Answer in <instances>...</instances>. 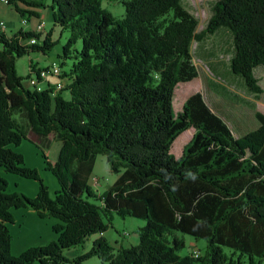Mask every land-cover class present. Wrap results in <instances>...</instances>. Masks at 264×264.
Instances as JSON below:
<instances>
[{
    "label": "trees",
    "instance_id": "16d2710c",
    "mask_svg": "<svg viewBox=\"0 0 264 264\" xmlns=\"http://www.w3.org/2000/svg\"><path fill=\"white\" fill-rule=\"evenodd\" d=\"M7 1L28 21L46 7L45 0ZM182 1L118 0L125 14L117 18L104 0H51L54 25L70 33L60 57L71 66H59L49 80L40 73L50 66L30 61L22 76L16 63L34 52L47 55L56 43L53 28L0 31V167L39 183L28 197L9 193L0 175V264L82 263L92 256L103 264H264V113L255 110L257 127L237 137L201 91L173 111L177 86L199 75L194 42L221 28L232 36L231 72L255 96L264 92L255 75L264 67V0H217L199 33ZM191 128L193 137L175 157L173 142ZM23 140L37 146L56 177L53 198L38 169L26 167L13 148ZM56 140L61 148L53 160L48 150ZM98 155L117 175L102 193L89 183ZM14 208L58 219L57 238L12 255ZM115 215L145 222L136 244L116 249L103 236ZM179 233L205 240V253L180 254ZM94 234L100 237L88 252L66 257Z\"/></svg>",
    "mask_w": 264,
    "mask_h": 264
},
{
    "label": "rangeland",
    "instance_id": "374dc122",
    "mask_svg": "<svg viewBox=\"0 0 264 264\" xmlns=\"http://www.w3.org/2000/svg\"><path fill=\"white\" fill-rule=\"evenodd\" d=\"M217 0H183L182 3L189 11L193 13L198 20L197 32H201L208 24L209 18L213 13V4ZM46 7L42 8V16L44 21V32H49L55 27L52 16V9L49 6L51 0H45ZM104 6L108 7L117 18L125 14V8L118 2V0H104ZM23 16L14 8L13 5L4 3L0 0V22L4 21L6 24L5 31L9 35H13L20 29H26L28 26L22 22ZM36 19L31 18L34 22ZM30 21V23H31ZM29 22V21H28ZM231 32L228 29L221 28L214 35L205 37L202 41H195L192 47L194 57V65L199 71L198 77L192 81L180 83L174 95L173 111L175 115L182 110V106L187 97L195 92L201 91L205 100L210 102V93L215 92V85L224 87L229 94H237L234 103L238 106L235 110L236 114L243 117L242 114L249 112L251 117H254V110L264 113V92L258 97L250 92L244 86L240 77L231 72L230 63L234 54V45L232 41ZM68 30H61L60 26L53 29L52 39L56 41L52 50L44 55L41 52H34L30 56L20 57L17 60L16 66L18 74L27 76L30 67V61L37 62L41 67L51 66L55 62L56 66H61L63 70H70L71 59H62L60 54L63 53V46L67 43L69 38ZM41 38L39 42H42ZM74 48L80 49L81 42L77 43ZM63 62V64H62ZM255 75L259 80L260 86L264 89V67L259 66L255 70ZM65 96L70 97L69 91H65ZM215 96V95H213ZM216 97H220L217 95ZM231 104V100L229 99ZM251 105V106H250ZM247 111V112H246ZM245 112V113H244ZM189 131L187 135L175 144L172 145V153L175 157L179 158L185 145L190 141L195 133V129L191 128L183 132L181 135ZM251 132V131H250ZM180 135V136H181ZM182 140V141H181ZM17 152L21 153L24 157V164L29 168H36L40 172L44 183L49 187V195L54 197V193L59 189V184L56 177L50 170L45 169V160L42 157L36 145L29 141H22L17 147H13ZM61 142L53 141L51 148L48 150V155L53 160L57 159ZM0 175L8 181V192H22L28 197H34L39 192V183L34 179H26L17 174H11L0 167ZM117 180V175L111 171L109 163L105 155H98L94 170L89 179V183L93 189L99 193L107 190ZM14 215V222L8 224L9 230L12 235V252L14 256H18L31 247H38L48 244L57 238V234L53 231V226L59 223L55 218H41L37 215L36 211L31 208H14L12 209ZM145 225L142 219L134 217H121L115 215L112 219L107 230L103 236L106 240L118 248L120 245L129 247L134 245L139 240L138 227ZM100 237V234L92 235L85 243L84 246H75L65 251V255L69 259H73L78 255L85 254L91 249L94 239ZM179 237L184 239L185 246L182 248L180 254L193 253L199 250L202 254L206 250V241L196 239L185 233H179ZM229 252L228 248H225ZM69 264H103L102 261L96 256H92L82 263H69Z\"/></svg>",
    "mask_w": 264,
    "mask_h": 264
},
{
    "label": "crops",
    "instance_id": "0c3cea01",
    "mask_svg": "<svg viewBox=\"0 0 264 264\" xmlns=\"http://www.w3.org/2000/svg\"><path fill=\"white\" fill-rule=\"evenodd\" d=\"M52 9V8H51ZM40 12V17H33L36 20L32 22L29 20L28 24H26L28 27L26 28L27 30L35 31L36 27L40 23V21H43V16H42V8L38 9ZM31 21V23H30ZM57 25H55L56 27ZM54 27V28H55ZM53 28V29H54ZM42 33L45 34L44 29L41 31ZM45 35H42V37ZM215 92L212 94L210 93V106L211 109L220 115L221 118H223L225 121L228 122L229 126L232 128L234 131V134L239 137L243 136L245 133L252 131L257 127V120L254 117H251L249 112L242 114L243 117H240L239 115L236 114L235 110H240L238 109V106L235 105L234 100L237 97V94H229V92L224 88L219 85H215ZM215 95V96H213ZM219 95L220 97H216ZM229 99L231 100V104L229 103ZM251 106V105H250ZM256 110V108H255ZM254 110V111H255ZM99 193V192H98Z\"/></svg>",
    "mask_w": 264,
    "mask_h": 264
},
{
    "label": "built area",
    "instance_id": "2783aa9c",
    "mask_svg": "<svg viewBox=\"0 0 264 264\" xmlns=\"http://www.w3.org/2000/svg\"><path fill=\"white\" fill-rule=\"evenodd\" d=\"M2 2H4V3H7L8 4V1L7 0H1ZM22 22L24 23V24H28V20H27V18H23V20H22ZM5 27H6V24H5V22L4 21H1L0 22V31H2V30H5ZM45 28V26H44V22H42V20L40 21V23L38 24V26L36 27V29H35V32H41V31H43V29ZM31 43H34V42H36V38H33L31 41H30ZM60 73V67L59 66H56L55 65V62L54 63H52L51 64V66H50V70H43L41 73H40V75H41V78L42 79H44V80H49V79H51V78H56L57 77V75ZM29 82H30V84L31 85H39V87H38V89H40L41 90V88L43 87L41 84H40V82H39V80L38 79H36V77H32L30 80H29ZM57 89H60V88H62V83H60V82H58V84H57ZM199 250H195L193 253H194V255H195V253L196 252H198Z\"/></svg>",
    "mask_w": 264,
    "mask_h": 264
},
{
    "label": "bare ground",
    "instance_id": "6f19581e",
    "mask_svg": "<svg viewBox=\"0 0 264 264\" xmlns=\"http://www.w3.org/2000/svg\"><path fill=\"white\" fill-rule=\"evenodd\" d=\"M56 65V64H55ZM199 253V251L198 252H196L195 254H198Z\"/></svg>",
    "mask_w": 264,
    "mask_h": 264
}]
</instances>
